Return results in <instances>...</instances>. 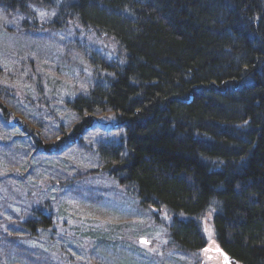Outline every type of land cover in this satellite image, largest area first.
<instances>
[{
    "label": "trees",
    "instance_id": "obj_1",
    "mask_svg": "<svg viewBox=\"0 0 264 264\" xmlns=\"http://www.w3.org/2000/svg\"><path fill=\"white\" fill-rule=\"evenodd\" d=\"M35 10L52 16L41 22ZM3 19L23 39L87 65L83 91L59 101L77 120L69 130L59 124L56 143L27 135L32 154L81 143L106 120L113 135H101L98 165L78 171L77 182L105 180L155 218L162 213L179 253L211 248L223 264H264V0H0ZM61 30L62 39L48 37ZM31 63L38 93L41 73L53 72L41 57ZM6 99L0 121H21ZM15 177L0 168V189L9 192ZM55 206L45 190L28 192L18 215L2 218L0 244L55 230ZM37 253L15 252L23 264H59Z\"/></svg>",
    "mask_w": 264,
    "mask_h": 264
},
{
    "label": "rangeland",
    "instance_id": "obj_2",
    "mask_svg": "<svg viewBox=\"0 0 264 264\" xmlns=\"http://www.w3.org/2000/svg\"><path fill=\"white\" fill-rule=\"evenodd\" d=\"M37 13L45 23L52 16L51 11L38 10ZM2 21L0 89L5 93L0 97L7 98L5 101L12 115H20L22 120L7 125L0 121V168L16 174L12 180L15 189L9 192L0 189V228L8 227L2 224V218L11 220L18 215L26 194L37 188L45 190L56 206L55 230L40 231L31 239H20L17 244L10 239L8 243L13 242L15 246L1 243L0 264H23L15 254L20 245H28L43 255L42 258L59 261V264H219L221 259L211 248L205 249L199 257L173 250L167 240L168 219L162 213L155 218L153 213L141 209L134 199L110 190L107 181L86 178L82 183L77 182L78 171L98 165L93 152L99 138H103L101 135H113L104 131L109 127L106 120H103L102 129L98 125L97 129L84 133L81 143L75 142L54 153L37 151L32 154L27 135L39 133L47 143H56L63 138L59 124L63 131L69 130L77 120V116L59 101L70 100L83 91L87 84V65L82 58L65 55L63 50L49 51L50 47L43 41L23 39L16 24L8 19ZM50 33L48 37L56 35L57 40L62 39V30ZM47 34L37 31L39 40L46 41ZM55 43L54 40L52 44ZM81 43L86 50L85 42ZM40 57L53 74L48 77L40 72L42 88L37 93L29 69L33 64L29 62ZM51 99L58 100L52 102ZM140 238L145 242L139 241Z\"/></svg>",
    "mask_w": 264,
    "mask_h": 264
},
{
    "label": "water",
    "instance_id": "obj_3",
    "mask_svg": "<svg viewBox=\"0 0 264 264\" xmlns=\"http://www.w3.org/2000/svg\"><path fill=\"white\" fill-rule=\"evenodd\" d=\"M141 241H143V242H144V239H141Z\"/></svg>",
    "mask_w": 264,
    "mask_h": 264
}]
</instances>
